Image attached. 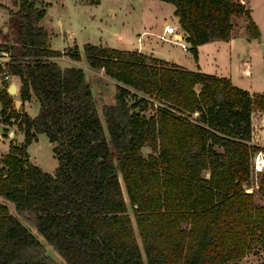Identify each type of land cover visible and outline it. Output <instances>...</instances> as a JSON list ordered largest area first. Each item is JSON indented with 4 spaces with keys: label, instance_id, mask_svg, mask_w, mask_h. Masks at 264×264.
<instances>
[{
    "label": "trees",
    "instance_id": "trees-1",
    "mask_svg": "<svg viewBox=\"0 0 264 264\" xmlns=\"http://www.w3.org/2000/svg\"><path fill=\"white\" fill-rule=\"evenodd\" d=\"M162 1L174 6L195 60L198 45L229 38L232 16L260 35L239 0ZM17 6L15 34L0 41V73L15 76L19 99L33 97L38 110L12 108L0 87L2 135L11 119L23 133L0 156V197L13 205L0 201V264H58L29 227L65 264H226L264 252V203L255 200H264V167L256 190L245 191L260 149L251 114L264 110V93L138 50L84 43L87 65L116 81L114 101L100 107L104 128L84 70L52 59L63 52L37 24L42 3ZM65 51L79 59L76 46ZM37 133L53 145L52 173L29 159Z\"/></svg>",
    "mask_w": 264,
    "mask_h": 264
},
{
    "label": "rangeland",
    "instance_id": "rangeland-1",
    "mask_svg": "<svg viewBox=\"0 0 264 264\" xmlns=\"http://www.w3.org/2000/svg\"><path fill=\"white\" fill-rule=\"evenodd\" d=\"M251 1L252 4L254 3L258 5L259 0ZM159 2H163L166 5L159 4ZM43 3V8L45 9L44 20L48 26V29L50 30L49 46L51 49L63 50L76 46L79 54V59H73L72 61L67 58L69 57L68 53H66L64 50L63 54L57 57L64 58V56H67L65 59H57L56 56L55 59H52L57 61L60 60L61 66H78L84 70L85 77L91 85L92 94L96 101L98 113L100 114L102 124L105 128V123L100 113V107L103 103H112L114 101L116 81L106 76L102 69H93L87 65L83 53L84 42H93L95 44L98 41L103 42V39H105L106 43L110 45L109 47L112 48L128 49L129 47H136V34L134 32L137 31L136 33H139L140 31L137 21L135 22L136 26H134L137 12L140 9H144L145 14H148V16L151 17L153 12L158 11L161 14H164V16L168 18L169 22L174 23L171 12V4L162 0H101L99 4L95 5L81 3L80 0H45ZM17 7V0H0V41H2L4 37L11 39L14 36L17 23V18L14 15V11L17 9ZM112 8L117 9V14L116 17L109 18L108 15H106V12ZM98 18H102L100 24H98V22H94L97 21ZM57 19L62 21V26L58 25ZM112 19H114V21ZM123 20H126V22H123ZM91 21H93L95 25L92 26L86 23L88 22L91 24ZM142 22L145 24L146 19H143ZM98 36L101 38V40H99ZM140 37H142L145 42L152 40L153 44L161 43V40L158 38V36H154L149 32L141 33ZM173 50V59L183 62L184 64H186L187 60L191 59V53L189 50H181L178 46H174ZM262 54L264 53L262 52ZM157 55L163 57L164 54L158 53ZM145 56L150 58L151 55L145 54ZM0 60L2 62L7 60V56L4 55V52H0ZM254 69L260 71V75L256 74ZM255 75L261 77L264 81V55L258 56L252 63L251 77H254ZM15 79L16 80L12 81H16V84H18V79ZM10 83L11 82L9 81H3L0 83V87L4 86L5 84H7V87ZM10 97L12 99L11 107L15 108L13 100L19 99V97L17 94H11ZM130 102L131 99H129V103ZM17 109L20 111L25 110L28 115L33 116L37 113L38 105L37 102L28 100V103L25 104V109L23 104L19 105ZM149 111L150 110H146L145 114L147 115ZM15 128H17L15 121H12L11 119V121L6 125L5 129L7 136H4L2 135L3 124L0 122V156L3 154L2 152L5 150L4 148L7 144V141L11 137L16 142L23 140V133ZM13 129L15 130V133L12 135ZM10 131L11 133L9 135L8 133ZM52 146V143L48 141L44 133H37V138L35 140L33 139L26 147L30 161L48 173H52L57 164L56 158L53 155ZM141 151L144 155H146L150 152V148L147 145H144L141 148ZM254 182L255 180L251 179L250 186H253V191L256 190ZM255 200L257 203H264V200H262L257 194H255ZM0 201H4V203L8 206L9 211L13 212V205L10 202L3 200L1 197ZM127 209L130 216H132V211L128 204ZM29 229L30 232L44 245L48 255L58 262V264H65L63 258L50 244L45 241L41 235L36 232L35 228L29 227ZM135 236L138 240V243L140 244L136 230ZM263 257L264 252H259V250L256 249L255 253L250 251V253L246 254L240 260L226 264H257L260 260H262Z\"/></svg>",
    "mask_w": 264,
    "mask_h": 264
},
{
    "label": "crops",
    "instance_id": "crops-1",
    "mask_svg": "<svg viewBox=\"0 0 264 264\" xmlns=\"http://www.w3.org/2000/svg\"><path fill=\"white\" fill-rule=\"evenodd\" d=\"M44 1L45 0H37V2L42 3V5L44 4L43 3ZM80 1L81 3H86L85 0H80ZM100 1L101 0H99V2L96 4H99ZM140 1H143V0H140ZM239 1L244 5L245 8L248 9L250 18L257 25L259 32H260V35L258 38H252L249 36L248 31L246 29L247 21L243 15L232 16L231 18L232 29H231L229 38L226 40L213 39V40H209V41H206L198 45L197 46V59L195 60L191 54V59L187 60L186 64H184L183 62H179L178 60L173 59L172 57L173 56L172 54L174 52L173 47L178 46V45L171 43V42L162 41V40L160 44H153L152 40L145 42L142 37L138 39V36H140V34L143 32H149L150 34L154 36H158L160 33H162L163 26L165 24H172L176 28L179 27L177 17L173 15L174 6L170 3L174 23L169 22L168 18L164 16V14H161L158 11L153 12L151 14V17H149L148 14H145L144 9H140L136 14V20L134 21V26H136L135 22L137 21L138 28L140 30L139 33H136L137 31L134 32L136 34L135 35L136 47H129L128 49L127 48H117V49L138 50L142 53L163 59L169 63L175 64L177 66L183 67L188 70H194V71L198 70L201 72L211 73V74H215L219 76H227L229 77L230 81L234 85L247 90L250 94L264 93V81L262 80V78L258 77L257 75H255L254 77H251L252 76V63L255 61V58H257L258 56L264 55L262 54L261 48L259 46L260 43L264 45V0H259L258 5L254 3L252 4L251 0H239ZM159 4H164V3L159 2ZM116 10L117 9L112 8L106 12V15H108L109 18L111 17L114 18L116 17V14H117ZM44 16H45V9H44V15L39 19L37 24L46 30L48 34L47 44H48V47L51 49V47L49 46L50 45V41H49L50 30L48 29V26L44 20L45 19ZM143 19H146L145 24L142 22ZM101 20L102 18H98V20L94 22L96 23L98 22V24H100ZM112 20L114 21V19ZM94 22L91 21V24H89L88 22L86 23L88 25L93 26L95 25ZM123 22H126V20H123ZM57 23L59 26L63 25L60 19H57ZM98 38L99 40H101L99 36ZM91 43L94 44L93 42ZM97 43L95 44L101 45V46H107V47L110 46L108 45V43H106L105 39H103V42L98 41ZM64 50L65 49L60 50V51L63 52ZM181 50H188V48L181 49ZM158 53L164 54L163 57L158 56L157 55ZM66 57L65 56L64 58L57 57V59L63 60ZM52 58L55 59V57H52ZM67 58L73 61V59H71L70 57H67ZM57 63L59 64L60 67H65V66L60 65V60L57 61ZM254 71L256 74L260 75V71H258L257 69H254ZM13 77L15 76L11 75L10 79L16 80L15 79L16 77L15 78ZM14 83H15L16 89L13 94L18 95V84H16V81ZM30 100H33L34 102H36L33 97ZM27 103H28V100H25L23 102L20 100L19 105L23 104V107L25 109V104ZM260 119L264 121V111H261V110L252 111V114H251L252 134L251 135H252V140L254 141H257V140L261 141L262 140L261 135L264 134V128L261 127ZM12 131H13L12 132V135H13L15 133V130L13 129ZM10 133L11 131L8 134L10 135ZM257 134L259 136H257ZM36 138H37V134H36ZM8 141L4 148L5 150H3L2 153L7 151Z\"/></svg>",
    "mask_w": 264,
    "mask_h": 264
},
{
    "label": "built area",
    "instance_id": "built-area-1",
    "mask_svg": "<svg viewBox=\"0 0 264 264\" xmlns=\"http://www.w3.org/2000/svg\"><path fill=\"white\" fill-rule=\"evenodd\" d=\"M140 38V36H138V39ZM158 38L162 41H166V42H171L174 43L176 45H178L181 49H187L188 48V42L185 39V33L183 32V30L178 27L176 28L174 25L172 24H165L163 26V30L162 33H160L158 35ZM5 55V53H4ZM4 61V60H3ZM0 62H2L0 60ZM11 74H9L8 72L4 71L0 73V83H2L3 81H9V82H13L12 80H10ZM264 111V110H262ZM260 123H261V127L264 128V121L262 119H260ZM251 134H252V126H251ZM257 136H259L257 134ZM262 140L261 141H254L252 140V135H251V141L258 145L260 147L259 150H257L252 157L251 160V179H254V186L255 189L257 188V174L263 169L264 167V151L261 148H264V134L261 135ZM253 190V186H248L245 188V191L251 192Z\"/></svg>",
    "mask_w": 264,
    "mask_h": 264
},
{
    "label": "water",
    "instance_id": "water-1",
    "mask_svg": "<svg viewBox=\"0 0 264 264\" xmlns=\"http://www.w3.org/2000/svg\"><path fill=\"white\" fill-rule=\"evenodd\" d=\"M260 48H261V51L264 53V45L262 43L259 44ZM15 89H16V86H15V83L14 82H11L7 88H6V91L9 95L13 94L15 92ZM19 103H20V100L19 99H16L14 100V107L15 109L18 108L19 106Z\"/></svg>",
    "mask_w": 264,
    "mask_h": 264
}]
</instances>
